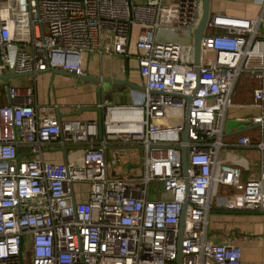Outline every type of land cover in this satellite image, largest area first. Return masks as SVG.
I'll return each instance as SVG.
<instances>
[{"label":"built area","instance_id":"obj_1","mask_svg":"<svg viewBox=\"0 0 264 264\" xmlns=\"http://www.w3.org/2000/svg\"><path fill=\"white\" fill-rule=\"evenodd\" d=\"M251 1L264 9V0ZM202 5L203 0H0V75H19L7 85L0 79L7 100L0 103V264H24L26 257L29 264H176L185 201L179 264H241L239 246L213 238L210 214L218 187L233 191L226 211L264 212V141L252 144L245 135L236 142L258 150L257 177L243 179L239 167L218 159L239 77L264 78L262 15L210 13L196 69L192 32ZM135 29L140 103L102 105L101 136L96 120L41 114L35 99L39 72L56 68L84 76V55L127 57ZM166 30L187 34L188 60L181 42L160 36ZM15 78L27 84L11 85ZM251 107L264 109L263 85L253 91ZM178 109L180 121L168 116ZM252 122L263 125L264 118ZM53 145L64 148L65 161L45 159ZM131 150L138 157L116 171L119 158ZM152 183L158 184L154 199Z\"/></svg>","mask_w":264,"mask_h":264},{"label":"crops","instance_id":"obj_2","mask_svg":"<svg viewBox=\"0 0 264 264\" xmlns=\"http://www.w3.org/2000/svg\"><path fill=\"white\" fill-rule=\"evenodd\" d=\"M211 13L242 18H256L261 14L258 32L260 36L264 37V9L251 0H211ZM136 31L137 29L131 35L127 57L84 55L82 66L86 73L91 77L111 80H123L127 73L130 83L142 86L141 79L135 70L133 43ZM130 61L134 66L132 69L129 68ZM26 84L27 82L23 81L22 85L17 86ZM260 85L264 86V78L261 81L248 75L240 76L233 91V104L225 115V122L239 120L246 124L241 133H236L238 130L235 126H230L227 133L224 131L223 142L226 147L220 151L218 159L222 164L239 167L242 170L243 179L257 177L259 173L258 150L253 146L238 147L236 142L239 137L245 135L250 137L252 144L264 141V124L252 122V119L256 117L263 116L264 118V109L251 107L253 91ZM95 88V84L83 83L73 77L44 72L39 73L36 77L35 99L41 114L45 116L55 117L59 114L61 119L96 120L95 112H81L83 107L94 105ZM142 97V92L129 91L114 95L111 104L103 103V105L138 104ZM5 102H7L5 97L0 98V103ZM53 105H56L57 109ZM61 151L60 148L53 145L45 151L44 157L54 162L65 161L63 151ZM223 189L224 187H218L213 196L210 233L216 241L226 237L230 238L233 244L239 246L242 251L241 264H264V212L246 214L241 211H226L224 206L228 203L231 195L219 191ZM161 197H166V195L162 194Z\"/></svg>","mask_w":264,"mask_h":264},{"label":"water","instance_id":"obj_3","mask_svg":"<svg viewBox=\"0 0 264 264\" xmlns=\"http://www.w3.org/2000/svg\"><path fill=\"white\" fill-rule=\"evenodd\" d=\"M210 13H211V0H203V5H202V14H201V19L200 22L198 24V26L195 28V30L192 32V52H193V60L192 63L193 65L196 67V69H198V66L200 64V53H201V40L204 37V32L206 29V25L208 23L209 17H210ZM44 72H50L53 74H57V75H62V76H67V77H73L83 83H92L96 85L95 88V103L92 106H86L83 107L81 109V112H95L96 113V122L98 125V133L101 136L102 134V108L101 106L103 105V94H102V85L104 83H109L112 85H124L127 88H130V90L134 91V92H144V88L141 86H137L135 84H132L128 81V75L127 73L125 74V79L123 80H111V79H101L98 77H91L88 74L84 75V76H78L75 75L73 73H69L60 69H56V68H49L45 71L39 72V73H44ZM19 75H13V74H6V73H2L0 75V79L3 81L4 85L8 84V80L14 77H17ZM191 97L188 98V104L186 106L185 109V113L187 115L188 112V107L191 101ZM9 103V101H8ZM57 118L61 119V116L59 114L56 115ZM246 124V122H241L239 120H232V121H227L225 122V128L224 131L225 133H227L228 129L230 126H235L237 128V132L236 133H241L242 131H244L243 127ZM187 140V131L183 132V137H182V141H186ZM62 151H64V148L61 149ZM181 166H182V172H183V176L185 178V183L188 184V180H187V148L186 146H182L181 149ZM186 206H187V202L185 201L183 203L182 206V214H181V218H180V223H179V233H178V255H177V260H176V264H179L180 261V251H179V245H180V241H181V237H182V231H183V227H184V214H185V210H186ZM229 213V212H228ZM246 214H260L261 212H244Z\"/></svg>","mask_w":264,"mask_h":264},{"label":"rangeland","instance_id":"obj_4","mask_svg":"<svg viewBox=\"0 0 264 264\" xmlns=\"http://www.w3.org/2000/svg\"><path fill=\"white\" fill-rule=\"evenodd\" d=\"M160 36L163 37L164 39H167V40H173V41L181 42V44L183 46V55H184L183 58L185 60L189 59V51H191V45H189L190 41L187 38V34L186 33L182 32V31L170 32V31L166 30V31L162 32L160 34ZM208 58L212 59L213 55L211 53L208 54ZM133 67H134L133 63H132V61H130L129 62V68L132 69ZM22 83H23V78H15V79L10 80V84L11 85H22ZM129 91H131L130 88H127L124 85H112V84H109V83H104L102 85V94L104 95L102 101H103V103L111 104L112 101H113V96L114 95L121 94V93H126V92H129ZM2 94H3V83L0 82V98L2 97ZM110 97L112 99H109ZM110 100H111V102H108ZM181 112H182L181 109L169 110L168 111V116L169 117L177 116L178 121H180L181 120V116H182ZM27 151H28V149L26 147H20V152L21 153L22 152L26 153ZM137 153L138 152L136 150H131L130 154H128L127 156H123V157L119 158V162L117 164L116 171L119 172L123 167L127 166V164L130 162V160L136 159L138 157ZM114 175H115V172L111 171V176H114ZM80 185L77 186L79 188H77V187L74 188L75 191H78V190H80L82 188V186H80ZM157 186H158L157 183L150 184V186H149V189H150L149 198L150 199L156 198V196L153 194V190H155V188ZM219 191L222 192V193H225V194H229V195L233 194V191L230 188H228V187H224L223 190H219ZM24 264H29V261H28L27 257H26V259L24 261Z\"/></svg>","mask_w":264,"mask_h":264}]
</instances>
